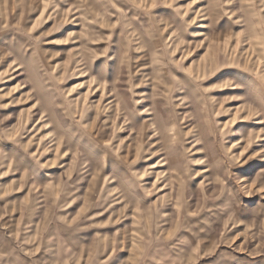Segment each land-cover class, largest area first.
Instances as JSON below:
<instances>
[{"label": "rangeland", "instance_id": "1", "mask_svg": "<svg viewBox=\"0 0 264 264\" xmlns=\"http://www.w3.org/2000/svg\"><path fill=\"white\" fill-rule=\"evenodd\" d=\"M0 264H264V0H0Z\"/></svg>", "mask_w": 264, "mask_h": 264}, {"label": "bare ground", "instance_id": "2", "mask_svg": "<svg viewBox=\"0 0 264 264\" xmlns=\"http://www.w3.org/2000/svg\"><path fill=\"white\" fill-rule=\"evenodd\" d=\"M204 16H205V14H203ZM202 26H205V25H202ZM202 34V33H201ZM203 35V34H202ZM96 87V86H95ZM99 88H100V86H97L96 87V89H93L92 88V90L90 91V90H88L87 92L89 93V91H90V93H89V95L90 96H93L94 94H95V92H97L98 90H99ZM102 90H103V88H102ZM111 96V95H110ZM103 98H104V95H103V93H102V95H101V101L103 100ZM112 98V97H111ZM109 104H111L112 103V101H110V102H108ZM108 105V104H107ZM124 105V104H123ZM109 106V105H108ZM165 106H166V100H161V108H160V111H162V109H163V114H161V116H160V119L159 118H155L154 116H153V114L150 112V109H146L145 111H143V113H144V115H145V117H143L144 118V128H154V127H156V124H155V121L157 122V121H164V114L168 111L166 108H165ZM111 107L112 106H110V107H106V105L103 107V108H105V110L107 111V110H111ZM125 109V108H124ZM123 109V110H124ZM159 107H158V103H157V105H156V115H159ZM146 113V114H145ZM129 114V113H128ZM95 116V115H94ZM153 116V117H152ZM94 124V123H93ZM170 126V125H169ZM142 128V127H141ZM155 130V132H153L154 133V135H156V132H158V130L156 131V129H154ZM173 137V136H172ZM175 138V137H174ZM158 140V139H157ZM156 139L155 140H153L152 142H150V145H152V147H154L153 145H155L156 146V144H155V142L157 141ZM162 166H164V165H162ZM204 172H206V171H204ZM120 176V175H119Z\"/></svg>", "mask_w": 264, "mask_h": 264}, {"label": "crops", "instance_id": "3", "mask_svg": "<svg viewBox=\"0 0 264 264\" xmlns=\"http://www.w3.org/2000/svg\"><path fill=\"white\" fill-rule=\"evenodd\" d=\"M253 164L257 167L258 165H256V162H253L251 166H253ZM247 172V170H246ZM257 174V173H256ZM249 177V176H248Z\"/></svg>", "mask_w": 264, "mask_h": 264}]
</instances>
